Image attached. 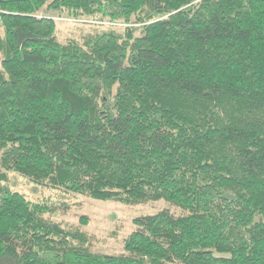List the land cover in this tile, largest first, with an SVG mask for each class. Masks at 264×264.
Wrapping results in <instances>:
<instances>
[{
    "label": "trees",
    "instance_id": "trees-1",
    "mask_svg": "<svg viewBox=\"0 0 264 264\" xmlns=\"http://www.w3.org/2000/svg\"><path fill=\"white\" fill-rule=\"evenodd\" d=\"M51 13L124 30L64 44ZM11 174L182 214L97 254ZM259 217L264 0H0V264H264Z\"/></svg>",
    "mask_w": 264,
    "mask_h": 264
},
{
    "label": "rangeland",
    "instance_id": "rangeland-1",
    "mask_svg": "<svg viewBox=\"0 0 264 264\" xmlns=\"http://www.w3.org/2000/svg\"><path fill=\"white\" fill-rule=\"evenodd\" d=\"M49 16L55 19L58 40L64 44L71 40L82 42L85 35L94 34L98 29L106 30L109 26L119 32L124 30V25L114 27L110 23H100L93 19L74 20L66 13H51ZM10 185L28 200L47 203L55 208L56 211L47 215V218L64 227L86 233L90 238L91 250L97 254H122L125 240L136 231L134 220L139 217L155 215L164 210H170L176 215L182 214L181 210L165 201L136 206L111 201L100 202L40 187L15 174L10 175ZM82 217L88 219L86 225L81 224ZM260 220L264 221V218H257V221Z\"/></svg>",
    "mask_w": 264,
    "mask_h": 264
}]
</instances>
